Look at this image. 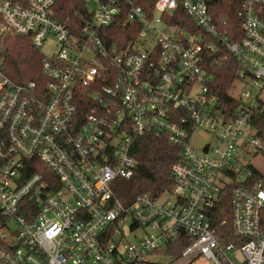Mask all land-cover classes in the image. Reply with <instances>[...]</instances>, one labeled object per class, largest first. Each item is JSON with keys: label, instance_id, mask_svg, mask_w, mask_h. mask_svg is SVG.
Here are the masks:
<instances>
[{"label": "built area", "instance_id": "built-area-1", "mask_svg": "<svg viewBox=\"0 0 264 264\" xmlns=\"http://www.w3.org/2000/svg\"><path fill=\"white\" fill-rule=\"evenodd\" d=\"M61 1L0 0V264H264V178L246 161L264 150L251 125L264 0L241 1L239 36L216 0H82L65 13ZM19 37L42 54L40 80L8 76ZM227 52L241 67L234 108L211 88ZM199 130L215 145H191ZM149 133L179 148L172 186L124 202L112 184L133 175V142ZM38 163L56 187L28 174Z\"/></svg>", "mask_w": 264, "mask_h": 264}, {"label": "trees", "instance_id": "trees-1", "mask_svg": "<svg viewBox=\"0 0 264 264\" xmlns=\"http://www.w3.org/2000/svg\"><path fill=\"white\" fill-rule=\"evenodd\" d=\"M242 0H216L215 12L218 16L227 18L232 30L241 35L240 20L236 12ZM71 5L83 8L82 0H62L58 6L67 12ZM237 39V38H236ZM41 58L39 50L29 42L27 38L19 37L13 41L5 53V62L8 67V76L17 83H24L30 80H40ZM241 69L239 63L230 54L226 53L220 63L212 65L210 68L213 74L212 90L217 94L218 100L230 108H234L239 103L229 94L237 72ZM251 125L256 129L258 137L264 146V104L260 105L252 117ZM179 148L171 144L165 137H156L153 134H145L133 142L131 155L135 160L134 172L130 178H122L124 186L117 190V196L122 201H130L135 195L143 192L159 193L166 191L172 186L171 168L179 157ZM264 152V150H263ZM253 175L252 181L264 178V175L256 168L251 167ZM42 172L56 187L59 183L53 173L43 164L28 169V174ZM182 240L173 248H168L165 253L179 255L186 245Z\"/></svg>", "mask_w": 264, "mask_h": 264}, {"label": "rangeland", "instance_id": "rangeland-1", "mask_svg": "<svg viewBox=\"0 0 264 264\" xmlns=\"http://www.w3.org/2000/svg\"><path fill=\"white\" fill-rule=\"evenodd\" d=\"M235 89L231 90L232 94H237L239 89V84L235 82L234 84ZM261 99L264 101V87L260 93ZM246 135L248 139H255L256 133L252 129H247ZM189 143L195 146L199 150H207V147H212L215 145L214 137L211 133L204 130H199L191 133L189 137ZM246 161L251 163L254 167H256L263 175H264V152L260 151L256 154L251 153L249 156L246 157ZM124 186L123 180H117L115 183L112 184V189L120 190ZM117 191V190H116ZM124 232L126 233V229L123 228ZM127 236L129 239H133L135 237V232H128ZM159 262L162 263H172L170 258L168 257H159ZM176 264V263H173Z\"/></svg>", "mask_w": 264, "mask_h": 264}]
</instances>
